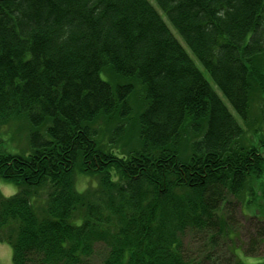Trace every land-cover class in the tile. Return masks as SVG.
Instances as JSON below:
<instances>
[{
	"label": "trees",
	"instance_id": "16d2710c",
	"mask_svg": "<svg viewBox=\"0 0 264 264\" xmlns=\"http://www.w3.org/2000/svg\"><path fill=\"white\" fill-rule=\"evenodd\" d=\"M153 1L235 116L148 0H0L12 264H264L226 248L232 199L264 227V0Z\"/></svg>",
	"mask_w": 264,
	"mask_h": 264
},
{
	"label": "rangeland",
	"instance_id": "374dc122",
	"mask_svg": "<svg viewBox=\"0 0 264 264\" xmlns=\"http://www.w3.org/2000/svg\"><path fill=\"white\" fill-rule=\"evenodd\" d=\"M150 4L156 9V11L160 14L163 21L171 31L172 35L175 37V39L180 43V45L183 47L187 55L190 57V59L194 62L196 68L203 74L204 78L209 82L210 86L215 90L217 95L221 98V100L224 102V104L228 107L229 111L232 113L233 116L234 113L230 106L227 104L225 99L222 97V95L219 93L218 89L215 87L213 81L211 80L208 73L203 69L202 65L196 60L194 55L189 51V49L186 47L183 40L179 37L177 32L173 29V27L170 25L166 17L163 15V13L158 9L155 2L153 0H148ZM136 97V96H135ZM258 111V105L254 104L252 108V117L257 118L259 115ZM253 129L260 127H264V125L255 124V119L253 120ZM18 128L17 123H14L13 125H7L0 128V137L3 136V134H9L8 137H11L13 139V146L15 147H21L25 145L24 137L25 132H22L20 135L16 133L15 128ZM251 134H249L250 136ZM4 137V136H3ZM6 149L10 152H14L13 146L11 144H6ZM93 182V183H92ZM94 185V180L89 177L79 176L78 182H77V189L79 191L84 190L86 187ZM17 192V188L4 180H0V193L3 197L8 198L13 196ZM232 206H231V217L232 222V231H233V239L231 240V243L229 245H226V248H232L237 249L240 256H245V251L248 252V255L254 256V257H260L264 258V227L262 225H257L256 220L253 221L250 218V215L247 214L243 216L240 211L239 203L233 202L232 199ZM262 227V228H261ZM204 243V238L198 236L197 239L193 238V235L188 233L184 239V246L186 249L187 255L194 256L196 253V245H202ZM224 247V246H223ZM238 254V256H239ZM103 256V252L101 248H97V252L94 256V258L89 262V264H99L101 261V257ZM241 258V257H240ZM0 264H12V250L11 247L6 244L0 242Z\"/></svg>",
	"mask_w": 264,
	"mask_h": 264
}]
</instances>
